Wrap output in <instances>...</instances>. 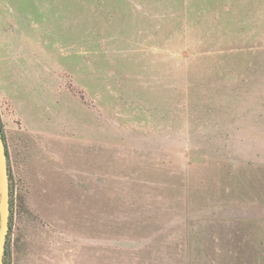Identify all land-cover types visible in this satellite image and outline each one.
Instances as JSON below:
<instances>
[{
    "label": "rangeland",
    "instance_id": "obj_1",
    "mask_svg": "<svg viewBox=\"0 0 264 264\" xmlns=\"http://www.w3.org/2000/svg\"><path fill=\"white\" fill-rule=\"evenodd\" d=\"M0 129L4 264H264V0H0Z\"/></svg>",
    "mask_w": 264,
    "mask_h": 264
},
{
    "label": "water",
    "instance_id": "obj_2",
    "mask_svg": "<svg viewBox=\"0 0 264 264\" xmlns=\"http://www.w3.org/2000/svg\"><path fill=\"white\" fill-rule=\"evenodd\" d=\"M10 197L8 156L0 130V264H4L6 240L10 229Z\"/></svg>",
    "mask_w": 264,
    "mask_h": 264
},
{
    "label": "trees",
    "instance_id": "obj_3",
    "mask_svg": "<svg viewBox=\"0 0 264 264\" xmlns=\"http://www.w3.org/2000/svg\"><path fill=\"white\" fill-rule=\"evenodd\" d=\"M1 133H2V131H1ZM2 137H3L4 143H5V147H6V142H5V138H4L3 134H2ZM6 153H7V149H6ZM7 155H8V153H7ZM8 169H9V177H10V166H9V163H8ZM10 195H11V197H10V201H11L10 229H11V221H12V191H11V188H10ZM10 229H9V231H10Z\"/></svg>",
    "mask_w": 264,
    "mask_h": 264
}]
</instances>
